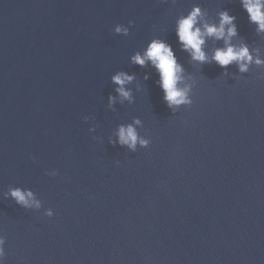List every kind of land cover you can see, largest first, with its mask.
Returning <instances> with one entry per match:
<instances>
[{
    "label": "water",
    "instance_id": "1",
    "mask_svg": "<svg viewBox=\"0 0 264 264\" xmlns=\"http://www.w3.org/2000/svg\"><path fill=\"white\" fill-rule=\"evenodd\" d=\"M193 4L212 19L228 9L235 40L264 57V33L239 0H0L4 264H264V65L222 76L190 61L174 25ZM130 20L127 36L112 30ZM153 37L195 79L193 103L175 113L155 70L130 61ZM117 70L135 73V99L117 97L113 111ZM133 117L149 145L110 144ZM13 186L41 207L4 199Z\"/></svg>",
    "mask_w": 264,
    "mask_h": 264
},
{
    "label": "clouds",
    "instance_id": "2",
    "mask_svg": "<svg viewBox=\"0 0 264 264\" xmlns=\"http://www.w3.org/2000/svg\"><path fill=\"white\" fill-rule=\"evenodd\" d=\"M175 3V0H172ZM243 10L246 11L248 21L255 25L257 34L264 33V0H239ZM236 16L230 14L228 9H220L216 13V18H209L208 11L200 4H193L186 14L179 15L175 20L174 31L176 42L181 51L188 54L190 61L196 65L215 63L221 69H224L222 76H227V68L235 64L238 72L247 73L249 68L255 64L264 65V57L260 55L258 48H250L248 43L243 39L239 42L235 40L239 36L236 24ZM133 21L128 22V26L116 24L112 29L116 34L127 36ZM222 42L214 46L209 53L208 42ZM130 61L140 67H151L155 70L158 79V87L162 91V99L167 108L175 113L181 106H189L193 103L192 89L195 79L192 74L187 73L185 66L180 62L173 45L166 39L160 37L151 38L145 47L135 51L130 56ZM148 74L144 75L147 80ZM260 78V77H259ZM136 79L135 73H129L125 70L115 71L110 80L116 87L115 95H108V108L115 110L113 105L119 97L120 103L134 102L133 89L129 87ZM189 81H192L189 83ZM83 119L88 121L90 118L84 116ZM139 117H133L130 122L120 123L116 126L115 131L109 136V143L113 146L120 145L131 152H136L139 147H147L150 139L142 136L138 126L142 125ZM97 125L90 126L89 131L94 132ZM95 138V137H94ZM118 164L119 161H116ZM47 174V173H46ZM57 171L53 169L50 176H55ZM4 199L13 200L17 205L24 209L40 208L41 202L36 198L31 188L13 186L8 188L4 193ZM44 215L52 217L53 209L50 207ZM5 242L6 237L0 233V264L5 260Z\"/></svg>",
    "mask_w": 264,
    "mask_h": 264
}]
</instances>
